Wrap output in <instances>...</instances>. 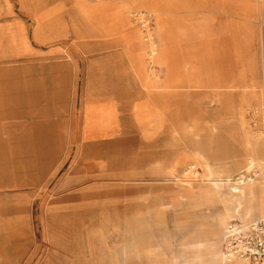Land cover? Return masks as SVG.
Here are the masks:
<instances>
[{
	"label": "rangeland",
	"instance_id": "374dc122",
	"mask_svg": "<svg viewBox=\"0 0 264 264\" xmlns=\"http://www.w3.org/2000/svg\"><path fill=\"white\" fill-rule=\"evenodd\" d=\"M132 1L101 0V25L127 20L114 44L55 45L76 53L77 117L97 69L89 100L118 111L114 143L85 150L79 125L0 114L16 119L0 121V264H96L90 243L98 264H183L191 241L200 264H226L227 225L261 219L246 182L264 184V0ZM98 5L65 0L86 19Z\"/></svg>",
	"mask_w": 264,
	"mask_h": 264
},
{
	"label": "crops",
	"instance_id": "0c3cea01",
	"mask_svg": "<svg viewBox=\"0 0 264 264\" xmlns=\"http://www.w3.org/2000/svg\"><path fill=\"white\" fill-rule=\"evenodd\" d=\"M121 2L115 3L114 7L121 6ZM65 7V0H0V114L27 115L21 118L30 122L27 125H73L76 130L79 125L78 135L85 150L94 145L106 146L118 138L121 119L113 106L96 105L89 100L87 87L97 69L92 63L88 67L85 94L77 117L76 53L66 57L55 45L66 34L75 47L77 43L86 47L112 45L116 42L117 30L123 25L128 26L127 20L120 19L116 27L101 25V16L96 13L101 15L107 7L101 0L92 19L84 18L74 7L68 10ZM64 14L67 24L63 20ZM46 46L50 48L44 49ZM138 118L134 117L137 124L140 123ZM4 120L16 119L0 117V121ZM251 160L257 162L252 156L248 161ZM53 161L42 170L45 172L51 165L53 167L56 163ZM247 166L248 163L243 170ZM245 171L250 174L253 169ZM44 176L46 178V174ZM89 176H92L91 172ZM97 178H104V175L99 174ZM252 189L257 197L259 186ZM255 205L252 216L262 218L257 201ZM102 248V244H87L90 258L96 264L98 262L91 254ZM233 263L241 264L237 260Z\"/></svg>",
	"mask_w": 264,
	"mask_h": 264
},
{
	"label": "built area",
	"instance_id": "2783aa9c",
	"mask_svg": "<svg viewBox=\"0 0 264 264\" xmlns=\"http://www.w3.org/2000/svg\"><path fill=\"white\" fill-rule=\"evenodd\" d=\"M222 254L226 263L238 260L244 264H264V218L227 225Z\"/></svg>",
	"mask_w": 264,
	"mask_h": 264
},
{
	"label": "bare ground",
	"instance_id": "6f19581e",
	"mask_svg": "<svg viewBox=\"0 0 264 264\" xmlns=\"http://www.w3.org/2000/svg\"><path fill=\"white\" fill-rule=\"evenodd\" d=\"M135 1H137V2H139V3H137V4H135ZM145 1H153V0H145ZM132 2H134L133 4L135 5V6H137V7H139V6H142L143 5V3H144V1L143 0H133ZM107 11V12H106ZM110 10L107 8L105 11L103 10V15L104 16H102V18H104V19H106V18H108L109 17V12ZM97 13H99V12H97ZM96 13V14H97ZM94 16H96V15H94ZM141 20V19H140ZM139 20V21H140ZM151 46V50H150V53H151V55H150V57H152V56H154V55H156V51H155V49H154V44H151L150 45ZM166 110V109H165ZM160 112V111H159ZM162 114V113H161ZM109 126V125H108ZM19 141V140H18ZM97 147H100V145H96ZM255 164H259L258 162H254V161H248V166L246 167V171L245 172H248L250 169H253V167H254V165ZM262 178H264V174H262ZM227 182H232L231 180H226ZM254 182H258L257 180L256 181H254L253 179H251V178H249V179H247V182H246V184L247 185H250V188H249V190H248V193H247V198L249 199V201L252 203L251 204V208H249L248 210H247V212H246V215H250L251 214V212H253V210H255L256 208H255V202L257 201H259L260 202V197H256L253 193H252V188L253 187H255V186H258V184H256V185H254ZM240 184H244L243 182H240ZM262 185V187H260L261 189L259 190V195H260V193H261V195H262V197H264V184H261ZM258 202V204H259V207H258V210H259V208H261V206H260V203ZM224 217V216H223ZM223 221V219H221L220 220V222H222ZM187 246L188 247H190V248H193V249H196V251H197V253H196V256H194V258L193 259H191V260H189V261H187V262H185V263H183V264H200L201 263V261H202V256H200V253H201V249H202V244H201V242H195V241H191V242H188L187 243ZM213 247V246H212ZM213 250H211V251H209V254H214V248H212ZM200 252V253H199ZM95 253H98V252H93L92 254H95ZM91 254V255H92ZM182 256V255H181ZM222 260L224 261V263H226L225 262V260H224V257L222 258ZM234 261V260H233ZM233 261H231V262H228V263H226V264H234L233 263ZM238 261V260H237ZM222 262V261H221ZM241 264H244L243 262H241V261H239ZM213 263V261H211V263H209V264H212ZM207 264V263H206Z\"/></svg>",
	"mask_w": 264,
	"mask_h": 264
}]
</instances>
